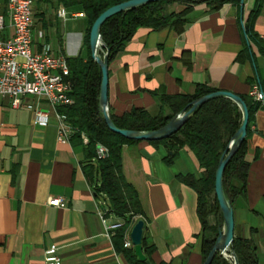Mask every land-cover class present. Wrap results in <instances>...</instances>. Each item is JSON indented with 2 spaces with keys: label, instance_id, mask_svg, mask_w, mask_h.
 <instances>
[{
  "label": "crops",
  "instance_id": "0c3cea01",
  "mask_svg": "<svg viewBox=\"0 0 264 264\" xmlns=\"http://www.w3.org/2000/svg\"><path fill=\"white\" fill-rule=\"evenodd\" d=\"M186 6L173 3L169 12ZM64 9L66 19L57 13ZM4 16L1 38L13 30ZM53 20L54 27H51ZM33 38L44 41L67 59L88 56L84 39L87 21L79 8L35 0ZM264 85V0L226 2L211 8L191 6L182 24L156 30L140 28L108 63V114L122 116L133 109L151 117L169 110L164 96L193 95L198 86L249 97L250 87ZM27 105L48 115V123H33ZM85 142L57 140L54 111L43 99L26 96L14 109L0 96V264H44V251L57 247L62 264H130L123 242L110 226L121 224L109 202L94 192L83 167ZM171 153L163 145L141 141L125 145L121 165L137 193L141 215L128 229L144 222L141 251L145 264H203V232L196 213V194L178 177L201 171L187 148ZM249 163L245 192L233 203L234 238L251 240L258 264H264V107L254 114L246 142ZM94 162V161H92ZM58 198L65 208L48 204ZM103 212V216H101ZM216 223L208 218V225ZM221 229V228H219ZM151 247L150 253L146 248ZM135 255V254H134Z\"/></svg>",
  "mask_w": 264,
  "mask_h": 264
},
{
  "label": "trees",
  "instance_id": "16d2710c",
  "mask_svg": "<svg viewBox=\"0 0 264 264\" xmlns=\"http://www.w3.org/2000/svg\"><path fill=\"white\" fill-rule=\"evenodd\" d=\"M55 1L63 8H79L87 21V33L84 44L88 56L68 58V81L71 86L69 96L73 104L60 106L57 111L66 116L73 134L69 141L82 143V137L87 139L84 147L86 165L83 172L93 184L94 192L101 194L109 202L113 213L123 222L114 230L112 238L123 242L124 234L132 225L136 216L141 215V206L134 188L127 182L121 165V152L125 145L141 141L128 140L111 132L99 110V86L101 80L100 68L92 60L89 49V31L94 20L106 9L129 0H46ZM240 0H205L210 6L218 7L222 3H239ZM173 3H181L186 7L178 13L169 12ZM196 2L182 0H167L150 3L136 9L117 14L106 20L100 29L101 42L97 54L102 57L109 50L108 63L123 49L140 28L156 30L165 26L182 24ZM264 93V85H259ZM216 92L213 89L198 86L193 95L164 96L160 100L169 110L151 117L143 110L133 109L122 116L109 114L113 124L122 130L137 132L154 131L163 127L172 117L187 111L194 100ZM250 97V96H249ZM241 98L248 110L246 138L239 149L226 165L222 185L226 199L233 205L235 199L245 192L246 176L249 163L245 160L246 142L250 126L254 122L255 112L264 107L259 102ZM241 112L236 104L225 98L211 99L197 107L187 118L182 127L167 139L148 141L152 145H163L171 155L167 163H171L177 152L187 148L194 156L201 171L200 178L193 175L180 176L178 179L193 189L196 194V213L203 232L207 234L202 241L201 251L203 262L213 247L218 230L222 226V216L214 196V174L223 152L231 142L241 123ZM147 142V141H145ZM102 145L108 151L104 159H97L96 147ZM94 161V162H92ZM216 221L214 226L208 225V218ZM143 245V241L141 243ZM151 247L146 248L150 253ZM238 264H258L255 244L249 239L234 238L229 247ZM130 264H145L133 254L132 249L126 252ZM211 264H232L229 259L217 253Z\"/></svg>",
  "mask_w": 264,
  "mask_h": 264
},
{
  "label": "built area",
  "instance_id": "2783aa9c",
  "mask_svg": "<svg viewBox=\"0 0 264 264\" xmlns=\"http://www.w3.org/2000/svg\"><path fill=\"white\" fill-rule=\"evenodd\" d=\"M35 0H7L6 15L9 19L13 34L10 38L2 39L4 16L0 14V96L10 101L12 108L17 109L26 96L43 99L54 111L57 124V140L61 143L69 142L73 130L65 115L60 114L57 108L73 104L69 96L71 86L68 81L69 68L67 58L63 54H56L44 41V33H37V42L33 38V6ZM58 18L66 19L64 9L57 13ZM249 96L254 101L264 105V93L257 83L249 90ZM32 111L33 123L45 125L48 115L39 108L27 105ZM83 142L87 139L82 137ZM108 151L102 145H97V159H104ZM48 204L57 208H65L66 202L54 198ZM101 212V216H103ZM120 224L110 226L115 230ZM123 247H132L129 233L123 238ZM232 262L230 256H223ZM44 264H62L55 245L48 246L44 251Z\"/></svg>",
  "mask_w": 264,
  "mask_h": 264
},
{
  "label": "water",
  "instance_id": "95a60500",
  "mask_svg": "<svg viewBox=\"0 0 264 264\" xmlns=\"http://www.w3.org/2000/svg\"><path fill=\"white\" fill-rule=\"evenodd\" d=\"M158 1H167V0H129L126 2H122L120 4L114 5L104 12H102L93 22L89 31V49L92 60L96 62V64L100 68L101 80L99 86V110L102 114L103 120L107 126V128L125 139L135 140V141H159L163 139H167L171 135L175 134L182 125L186 122L187 118L190 114L199 106L204 104L205 102L215 99V98H225L232 101L237 105L241 112V123L235 132L231 142L229 143L226 150L223 152L215 174H214V196L216 202L218 204L221 216H222V227L218 230L217 237L215 238L213 247L209 251L206 259L203 264H211L214 256L219 253L222 256H230L232 258V264H238L236 257L231 254L229 247L234 239V219H233V208L231 203L226 199L223 191L222 179L223 173L226 165L235 154V152L239 149L242 142L246 138L247 132V124H248V110L245 102L238 96L225 91H216L207 95H204L189 105V109L185 112H182L174 117H172L163 127L148 132H137L131 130H122L117 128L107 111L108 105V55L109 50H105V53L102 57H100L97 52L100 47H103L100 36V29L103 23L109 18L126 12L138 7L158 2ZM182 1H191V2H204L205 0H182ZM243 0H240L242 3ZM144 222L142 220L137 221L130 231V241L133 246L134 254L140 261H144V256L141 251V243H142V233H143Z\"/></svg>",
  "mask_w": 264,
  "mask_h": 264
},
{
  "label": "rangeland",
  "instance_id": "374dc122",
  "mask_svg": "<svg viewBox=\"0 0 264 264\" xmlns=\"http://www.w3.org/2000/svg\"><path fill=\"white\" fill-rule=\"evenodd\" d=\"M55 26V24H53V20L51 21V27H54ZM223 224V223H222ZM222 226H220V228H221Z\"/></svg>",
  "mask_w": 264,
  "mask_h": 264
}]
</instances>
